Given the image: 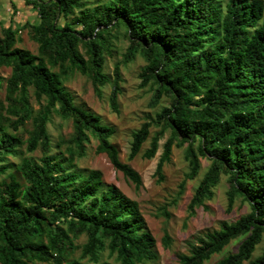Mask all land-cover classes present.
I'll return each mask as SVG.
<instances>
[{"label":"trees","instance_id":"obj_1","mask_svg":"<svg viewBox=\"0 0 264 264\" xmlns=\"http://www.w3.org/2000/svg\"><path fill=\"white\" fill-rule=\"evenodd\" d=\"M23 1L39 21L10 25L0 36V67L11 69L5 99L0 98V176L9 177L0 179V264H111L101 261L107 249L119 264L159 259L138 203L107 185L101 172L76 169L94 138L96 153L106 154L136 187L142 185L139 173L120 160L111 141L114 128L78 105L64 85L68 68L87 76L99 96L111 84V107L119 113L121 66L138 55L146 62L140 88H152L151 106L169 99L154 120L161 129L143 155L153 159L160 138L170 133L158 180L164 179L173 146L187 145V180L198 176L199 156L211 161L192 198L191 214L213 198L223 176L229 180L227 212L239 198L250 207L248 214L207 231L179 256L180 264H205L241 237L237 252L216 264H264V0ZM120 28L130 45L111 79L105 73L106 54L112 32ZM22 30L38 44V55L17 47ZM56 67L61 71H53ZM30 88L43 102L35 114ZM53 114L73 125L64 153H53L48 130ZM29 121L33 128L25 139L20 131ZM150 128L146 122L133 133L129 160L141 152ZM63 143L60 139L57 146ZM24 145L42 156L25 157ZM10 157L19 163L11 164ZM11 167L24 184L8 173ZM79 234L87 241L81 255L72 258ZM261 244V255L253 259Z\"/></svg>","mask_w":264,"mask_h":264},{"label":"rangeland","instance_id":"obj_2","mask_svg":"<svg viewBox=\"0 0 264 264\" xmlns=\"http://www.w3.org/2000/svg\"><path fill=\"white\" fill-rule=\"evenodd\" d=\"M226 3L227 0H222ZM0 36L3 28L13 25L20 28L26 21L38 22L39 17L35 9L28 6L23 0H0ZM130 45L125 34V29L120 28L112 32L110 38V51L106 54L105 73L113 79L115 64L120 63ZM17 47L29 50L32 54L38 55V44L31 40L27 30L19 33ZM146 64L140 55L127 65L121 66L123 82L122 91L118 96L119 113H115L111 107V94L113 87L111 84L101 88L102 94L99 96L94 89L92 81L77 70L67 69L64 75V85L72 93L75 102L85 109L99 115L103 122L114 128L115 133L111 139L112 143L119 151L121 162L127 163L141 177L142 185L138 188L128 180L122 172L117 171L106 154L96 153L98 141L92 138L88 145L87 156L76 162V169L86 173L99 171L102 173L103 181L107 185H115L124 196L136 201L139 205L146 226L155 238L159 259L149 261L145 264H180L179 256L188 254L193 245L198 244V239L207 231L219 228L223 221L233 222L250 212L249 205L241 198L235 202L233 210L227 212L229 190V180L223 176L219 184L213 189L214 196L211 200L205 201V207H197L196 212L191 214L190 204L200 183L209 170L211 161L208 158L199 156L201 169L198 176L193 180H187L190 172V163L186 159L185 150L187 145L172 148L171 160L164 165L163 181L158 180L157 166L164 152V145L170 133L166 132L159 140V149L153 159H146L143 155L150 148L153 137L160 131V127L154 122L157 113L167 105L169 99L163 98L157 107L151 106L153 90L150 86L140 88V73ZM53 71L60 72L56 67ZM11 75V69L0 67V98L5 99L7 79ZM29 98L34 114L42 108L34 94L33 89H29ZM15 119V117H13ZM151 123L150 136L144 143L141 152L133 160H129L132 144V135L141 126ZM33 128L32 121H29L25 128H21V133L27 139L28 132ZM54 149L53 153H64L68 140L73 134L71 121L64 120L57 114H53L51 122L48 124ZM63 139L64 143L57 146L58 141ZM24 156L27 158L39 159L42 156L38 149L29 153L26 145L23 146ZM11 164L19 163L18 157H10ZM8 173L15 174L18 180L24 184V179L15 167H11ZM0 179L9 181V177L0 176ZM168 213V216L164 212ZM244 237L232 241L220 254H215L210 261L205 264H216L229 254L236 253ZM87 241L85 234H79L75 239L78 248L72 258H78L82 253V246ZM170 246H166L169 244ZM263 244L256 249L253 259L261 255ZM101 261L111 264H119L116 255H111L109 249L104 251ZM50 264V263H35ZM245 264H250L246 262Z\"/></svg>","mask_w":264,"mask_h":264}]
</instances>
